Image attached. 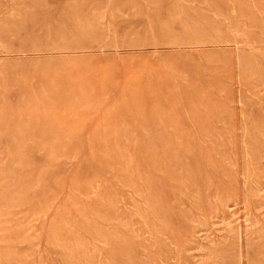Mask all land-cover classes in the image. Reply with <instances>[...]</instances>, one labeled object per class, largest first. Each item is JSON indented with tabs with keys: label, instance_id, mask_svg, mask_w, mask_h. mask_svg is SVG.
I'll use <instances>...</instances> for the list:
<instances>
[{
	"label": "rangeland",
	"instance_id": "374dc122",
	"mask_svg": "<svg viewBox=\"0 0 264 264\" xmlns=\"http://www.w3.org/2000/svg\"><path fill=\"white\" fill-rule=\"evenodd\" d=\"M0 264H264V0H0Z\"/></svg>",
	"mask_w": 264,
	"mask_h": 264
}]
</instances>
